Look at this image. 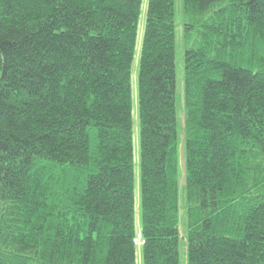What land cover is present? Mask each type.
Masks as SVG:
<instances>
[{
    "label": "trees",
    "instance_id": "1",
    "mask_svg": "<svg viewBox=\"0 0 264 264\" xmlns=\"http://www.w3.org/2000/svg\"><path fill=\"white\" fill-rule=\"evenodd\" d=\"M142 6L0 0V264H264V0H146L134 74Z\"/></svg>",
    "mask_w": 264,
    "mask_h": 264
},
{
    "label": "rangeland",
    "instance_id": "2",
    "mask_svg": "<svg viewBox=\"0 0 264 264\" xmlns=\"http://www.w3.org/2000/svg\"><path fill=\"white\" fill-rule=\"evenodd\" d=\"M145 10H146V0H143L142 13H141L140 21H139L138 40L140 39V36L142 35V32H143ZM178 20H180V15L178 17ZM180 29H181V27H178L177 32H180ZM139 44H140V40L138 41L137 49L135 52V58H134V64H133L134 74H136V71H137ZM182 64H183V52H182L181 45H179V48L177 49L176 57H175V65H176V71H177V82H178V84H180L181 80H182ZM137 128H138V123H137L136 112L134 110L133 129H134L135 139L137 138V135H136L138 132ZM135 158H136V155H135ZM182 185H183V180L181 179L180 186L182 187Z\"/></svg>",
    "mask_w": 264,
    "mask_h": 264
}]
</instances>
